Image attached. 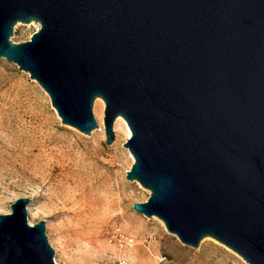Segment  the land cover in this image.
<instances>
[{
    "label": "water",
    "instance_id": "water-1",
    "mask_svg": "<svg viewBox=\"0 0 264 264\" xmlns=\"http://www.w3.org/2000/svg\"><path fill=\"white\" fill-rule=\"evenodd\" d=\"M40 27L22 44L17 24ZM30 75L61 123L106 145L122 117L133 209L197 249L264 264V0H0V61ZM30 199L0 216V264H57Z\"/></svg>",
    "mask_w": 264,
    "mask_h": 264
},
{
    "label": "rangeland",
    "instance_id": "rangeland-1",
    "mask_svg": "<svg viewBox=\"0 0 264 264\" xmlns=\"http://www.w3.org/2000/svg\"><path fill=\"white\" fill-rule=\"evenodd\" d=\"M39 27L19 23L11 41L28 42ZM104 112L94 104L100 129L90 136L63 125L38 83L1 60L0 216L30 199L29 224L46 222L57 264H247L212 238L185 246L161 220L134 211L150 192L127 180L134 160L120 130L106 145Z\"/></svg>",
    "mask_w": 264,
    "mask_h": 264
},
{
    "label": "bare ground",
    "instance_id": "bare-ground-1",
    "mask_svg": "<svg viewBox=\"0 0 264 264\" xmlns=\"http://www.w3.org/2000/svg\"><path fill=\"white\" fill-rule=\"evenodd\" d=\"M95 105L98 108V110H102L104 108V106H105V103H104V101L102 99H97L96 102H95ZM114 127H115L116 130L118 129V130L121 131V134H122L123 137H126L127 139H129L131 137V135H132L131 129H130L128 123L122 117H119L116 120ZM130 155H131V153H130ZM131 157L134 160L132 155H131Z\"/></svg>",
    "mask_w": 264,
    "mask_h": 264
},
{
    "label": "built area",
    "instance_id": "built-area-1",
    "mask_svg": "<svg viewBox=\"0 0 264 264\" xmlns=\"http://www.w3.org/2000/svg\"><path fill=\"white\" fill-rule=\"evenodd\" d=\"M117 264H130V263H128L126 261H119Z\"/></svg>",
    "mask_w": 264,
    "mask_h": 264
}]
</instances>
